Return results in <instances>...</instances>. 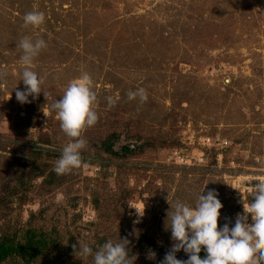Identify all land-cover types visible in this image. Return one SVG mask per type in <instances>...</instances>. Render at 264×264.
Returning a JSON list of instances; mask_svg holds the SVG:
<instances>
[{"label":"rangeland","instance_id":"rangeland-1","mask_svg":"<svg viewBox=\"0 0 264 264\" xmlns=\"http://www.w3.org/2000/svg\"><path fill=\"white\" fill-rule=\"evenodd\" d=\"M33 10L44 22L25 26ZM24 37L45 41L31 66L44 82L42 93L20 103ZM85 72L98 116L81 132L88 161L58 185L40 177L19 186L13 157L31 156L33 144L48 147L53 171L56 151L72 141L52 104ZM141 88L146 100L128 98ZM112 132L119 152L127 143L157 146L122 156L94 145ZM178 138L184 162L171 144ZM262 178L264 0H0V224L55 227L64 245L80 240L93 251L124 238L133 264H160L175 243L165 227L170 205L194 207L213 189L223 205L218 227H231ZM175 255L183 260L184 251ZM73 261L92 264V257L72 253Z\"/></svg>","mask_w":264,"mask_h":264},{"label":"clouds","instance_id":"clouds-1","mask_svg":"<svg viewBox=\"0 0 264 264\" xmlns=\"http://www.w3.org/2000/svg\"><path fill=\"white\" fill-rule=\"evenodd\" d=\"M23 22L25 26H39L44 22V14L35 10L27 12ZM45 46L43 39L33 41L24 37L19 41L18 47L23 53L20 59L25 65L21 73L25 88L23 91L15 90L20 103L28 102L29 95L35 97L42 93L43 78L38 77L31 66L33 58ZM127 96L129 99L139 97L140 101L147 98L142 88L128 92ZM96 99L92 79L85 72L69 81L63 95L52 104L61 130L67 137L73 138L62 148L55 162L53 171L56 174L79 167L80 150L86 143L81 138V132L93 126L98 119L94 111ZM106 99L109 106L114 103L112 97ZM252 188L251 202L243 204V212L236 215L231 227L227 223L218 227L223 205L213 189L203 195L200 193L194 207L179 200L170 205L171 212H167L166 218V222L170 223H166L165 227L170 230V238L175 243L160 264H264V179L257 180ZM135 210L137 216L143 215L137 208ZM127 244L124 238L115 243L109 240L93 251L88 244L78 240V247L73 245V249L77 257L91 256L92 264H133L128 256ZM180 250L187 254V259H177L175 254ZM202 250L205 253L203 257L200 255Z\"/></svg>","mask_w":264,"mask_h":264},{"label":"trees","instance_id":"trees-1","mask_svg":"<svg viewBox=\"0 0 264 264\" xmlns=\"http://www.w3.org/2000/svg\"><path fill=\"white\" fill-rule=\"evenodd\" d=\"M118 140L119 135L116 132H112L102 141L94 145L106 153L120 154L122 156L132 155L136 152L134 151L135 149L141 150L146 146H157V143L152 141L140 144L138 147L134 144L127 143L121 145L119 152L116 150ZM171 144L175 148H179L181 141L178 138L171 142ZM28 149L32 151L31 156L26 158L23 156L12 158L16 171L18 170L20 172L18 176L19 186H27L31 181L40 177L44 185H58L61 181L66 180V173L58 175L49 169L51 166L48 162L49 156L54 152L52 149L42 147L38 144H33ZM213 149L215 150L214 147ZM56 153L60 155L61 151H56ZM80 156L81 159L88 161L84 154ZM99 198L97 196L93 197L97 210L100 208ZM18 205H23V202L21 201ZM138 240L139 242L146 241L150 246L156 248L154 242L146 234H140ZM73 245H76V243L72 242V240H68V244L64 245L62 236L55 227L46 231L43 228L36 229L32 226L27 229H20L11 225L10 221L0 224V264H33L34 262H40L39 260L41 258H44V263L47 264H68V258H72V253H75ZM76 246L78 247V245ZM91 248L94 250L93 246ZM200 255L201 257L205 255L203 250ZM185 259H187V254L184 252L183 260ZM72 264L79 263L73 261Z\"/></svg>","mask_w":264,"mask_h":264},{"label":"built area","instance_id":"built-area-1","mask_svg":"<svg viewBox=\"0 0 264 264\" xmlns=\"http://www.w3.org/2000/svg\"><path fill=\"white\" fill-rule=\"evenodd\" d=\"M174 150V154H178V156L177 157H180V162H184V161H186V157L185 156H183L182 155V153H181V151L180 150H183V149H178V148H176V149H173ZM203 153L204 152H201L200 154H199V160H203ZM262 179H264V178H262Z\"/></svg>","mask_w":264,"mask_h":264}]
</instances>
